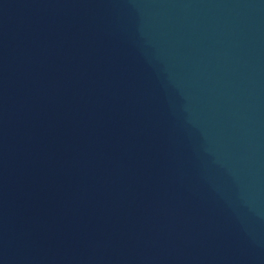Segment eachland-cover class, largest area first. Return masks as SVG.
<instances>
[{"label":"water","instance_id":"1","mask_svg":"<svg viewBox=\"0 0 264 264\" xmlns=\"http://www.w3.org/2000/svg\"><path fill=\"white\" fill-rule=\"evenodd\" d=\"M0 264H264V0H0Z\"/></svg>","mask_w":264,"mask_h":264}]
</instances>
